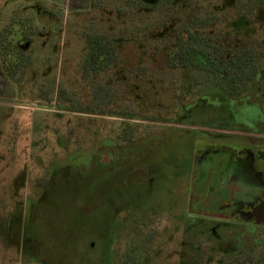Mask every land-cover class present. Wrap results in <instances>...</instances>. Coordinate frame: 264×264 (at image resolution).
Masks as SVG:
<instances>
[{"label":"rangeland","instance_id":"374dc122","mask_svg":"<svg viewBox=\"0 0 264 264\" xmlns=\"http://www.w3.org/2000/svg\"><path fill=\"white\" fill-rule=\"evenodd\" d=\"M123 1L0 0V30L38 5L26 11L43 34L18 82L0 76V264H205L247 244L246 217L264 208V16L239 22L246 0ZM85 33L116 41L107 72L84 70ZM182 42L221 61L251 49L261 78L225 95L213 75L167 65ZM58 89L84 109L108 95L105 111L138 120L59 110ZM126 124L132 139L113 146ZM61 171L74 186L50 190Z\"/></svg>","mask_w":264,"mask_h":264},{"label":"trees","instance_id":"16d2710c","mask_svg":"<svg viewBox=\"0 0 264 264\" xmlns=\"http://www.w3.org/2000/svg\"><path fill=\"white\" fill-rule=\"evenodd\" d=\"M245 3H240L238 7V14L240 15L239 22L243 21L245 24L250 25L253 17L264 16V0H246ZM125 6L132 8H141L142 10H149L151 5L148 3L149 0H124ZM175 0H157L154 3L161 10L170 7ZM120 11V9H117ZM208 25L207 20L203 21L194 17L190 22L191 28H202ZM247 25V26H248ZM263 35H264V24H262ZM190 28V29H191ZM6 35L0 36V53L6 54L7 50L11 47L9 45H3L4 38ZM195 38V37H194ZM198 41V39H195ZM87 49L85 50V56H83V68L86 72L98 75L101 72H107L112 68L118 61V48L116 41H113L108 35L96 33L90 34L86 38ZM167 65L172 69L182 68H194L197 71H205L215 77L219 90L225 95H232L240 97L245 94L249 86L258 77L257 66L255 64V55L251 49H244L238 53H234L229 58L226 57L224 60H217L213 55L203 48H199L197 45H191L189 42L178 43L175 47L170 49L168 57L166 59ZM30 62L25 61H2V65L7 72L10 80L18 82L19 79H14V75L17 73H24V69ZM65 92L56 93L55 105L58 106L59 110L67 107L66 110L71 113H84L85 115H99L102 117H114L121 118V120L135 121L134 113L131 111L127 112H114L105 111L108 102L105 101L108 95L103 94H90L92 98V108H80V106L74 103L79 102L72 97H66ZM108 101V100H107ZM65 107V108H64ZM65 110V111H66ZM147 121V120H145ZM134 126L126 124L120 128V135L117 136L118 141L112 140L110 143L114 146L115 143H127L132 139ZM62 173V174H61ZM58 176V177H57ZM58 180V184L63 189H69L74 186V183L69 184L74 178L68 179L66 174L58 172L53 176L54 181ZM64 179V180H63ZM63 181V182H62ZM60 182V183H59ZM57 186V184H55ZM76 185V183H75Z\"/></svg>","mask_w":264,"mask_h":264},{"label":"flooded vegetation","instance_id":"af4514ba","mask_svg":"<svg viewBox=\"0 0 264 264\" xmlns=\"http://www.w3.org/2000/svg\"><path fill=\"white\" fill-rule=\"evenodd\" d=\"M21 1L22 0L20 1L15 0L14 4L19 3ZM21 7L16 9L15 10L16 12H12V16L10 17L7 26H5L3 29L0 30V36L2 34L6 35V37L3 40L4 41L3 45H9L11 47L10 49L6 51L7 52L6 54L3 55L2 53H0L1 63L3 60L10 61V62L25 61V62L31 63L32 61H34V58L37 56L36 53H34L35 55L31 54V49L33 48L34 44L41 42V38L43 37V34L41 31L38 32L36 31V29L32 27V24H31L32 19L30 16L31 15L37 16L39 14V7L38 5L32 6L31 8L30 7L21 8ZM28 9L30 10L31 15L29 12H27ZM75 17L76 15H74L73 18ZM71 26L72 28L75 29L74 25L71 24ZM53 32H54V25L51 27L52 34H49V39L45 38L40 48L45 49L48 47V49H51L49 43L53 37ZM89 35L88 34L86 35L85 33L83 37V48L85 50L87 49L86 38ZM35 37L39 38L38 42H37V39H33ZM31 57H33V60ZM82 61H83V58H82ZM2 66L0 70V74H1L0 76L4 75V78L6 80L8 79L11 82L10 77L8 76L4 67ZM260 78H261V73L258 72V77L255 79V81L259 80ZM6 89H9L8 86L6 85L5 81H2L0 78V95H2V93H4ZM55 184L58 185V180H55L53 182L52 188L50 190H54V191L56 190ZM192 190H195V188L192 187ZM250 215L253 217L252 218L246 217L248 221L247 226H249L250 233L245 232L243 233L244 236H242V239L245 240L247 244L243 246L233 245L231 249L221 248L220 250L219 248L217 249L219 250L218 253H216L215 255L206 256L209 258V260H206L203 258L206 262L205 264H213L214 262L215 264H263L261 262H264L263 261L264 259V208H259L255 212L250 213ZM149 243L150 241L147 240L145 243L143 242V246L145 245L148 246ZM202 252H204V250ZM211 252H214V250H212ZM17 254L19 255V249L17 250Z\"/></svg>","mask_w":264,"mask_h":264}]
</instances>
